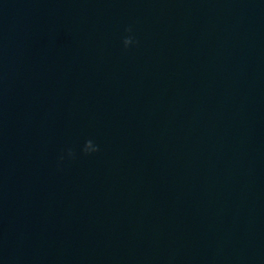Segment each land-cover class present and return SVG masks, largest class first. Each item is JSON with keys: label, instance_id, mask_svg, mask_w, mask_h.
Returning <instances> with one entry per match:
<instances>
[{"label": "water", "instance_id": "obj_1", "mask_svg": "<svg viewBox=\"0 0 264 264\" xmlns=\"http://www.w3.org/2000/svg\"><path fill=\"white\" fill-rule=\"evenodd\" d=\"M0 228L14 264H264V0H0Z\"/></svg>", "mask_w": 264, "mask_h": 264}, {"label": "clouds", "instance_id": "obj_2", "mask_svg": "<svg viewBox=\"0 0 264 264\" xmlns=\"http://www.w3.org/2000/svg\"><path fill=\"white\" fill-rule=\"evenodd\" d=\"M125 32L127 33L123 37V47L125 49H131L134 46H138L139 41L136 39L134 34V26L129 25L125 29ZM87 146H83V153L85 155H91L100 152V146L92 139H88L86 141ZM77 156L76 151H74L72 148L68 147L65 150H63L59 156V162L63 163L66 159H75Z\"/></svg>", "mask_w": 264, "mask_h": 264}]
</instances>
